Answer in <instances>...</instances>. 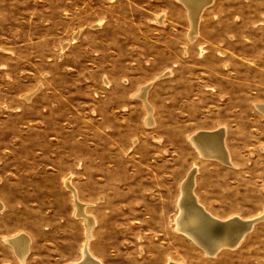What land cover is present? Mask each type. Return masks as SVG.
<instances>
[{"label": "rangeland", "instance_id": "obj_1", "mask_svg": "<svg viewBox=\"0 0 264 264\" xmlns=\"http://www.w3.org/2000/svg\"><path fill=\"white\" fill-rule=\"evenodd\" d=\"M187 13L177 0H0V264H75L86 243L101 264H264V221L213 256L174 222L194 168L213 217L264 212V0H217L193 39ZM227 124L243 128L239 170L190 140ZM20 234L23 261L6 241Z\"/></svg>", "mask_w": 264, "mask_h": 264}, {"label": "bare ground", "instance_id": "obj_2", "mask_svg": "<svg viewBox=\"0 0 264 264\" xmlns=\"http://www.w3.org/2000/svg\"><path fill=\"white\" fill-rule=\"evenodd\" d=\"M188 10V17L191 22V38L197 34V22L202 10L207 3L212 0H179ZM211 4V3H210ZM190 38V39H191ZM150 87V86H149ZM148 86L141 89L139 97L145 101V91ZM149 111L148 124H151V108L146 104ZM224 129L220 128L212 132H196L191 136L190 140L196 147L201 156L209 159L218 160L222 163L229 164L227 149L223 142ZM189 173V172H188ZM195 168L190 172L186 180L181 185V197L179 199V213L175 218V230L183 233L187 238L192 240L196 245L201 247L207 255L213 256L223 248H234L243 239L246 231L252 228L256 220H243L239 217L229 218L227 220H219L207 213L202 206L197 203V198L192 193L194 187ZM66 185L74 193L78 216L84 219L87 229V240L95 225V220L84 212L86 205L77 201L75 190L68 179ZM2 204L0 203V210ZM248 229V230H247ZM6 241L12 246L15 254L23 261L28 253L30 239L25 234H20ZM87 244V243H86ZM83 249V259L75 264H101L93 259L86 249ZM173 264V263H170Z\"/></svg>", "mask_w": 264, "mask_h": 264}, {"label": "crops", "instance_id": "obj_3", "mask_svg": "<svg viewBox=\"0 0 264 264\" xmlns=\"http://www.w3.org/2000/svg\"><path fill=\"white\" fill-rule=\"evenodd\" d=\"M216 1L217 0H212V2L210 3H207V5L205 6V8L202 10L200 16H199V19H198V22H197V34H199L200 32V29H201V22H202V17L203 15L205 14V12L210 9L211 7H213L215 4H216ZM177 2H179L183 8L186 9V13L188 12L187 8L185 7V5L183 3H181L179 0H177ZM187 17H188V13H187ZM190 20V19H188ZM103 30V29H102ZM97 32L100 31V29H97L96 30ZM171 73V72H170ZM169 71L165 72L164 74L160 75L159 77H157L156 79L154 80H162L163 78H166V75L167 74H170ZM145 86H148L147 90L145 91V102L143 99H140L145 103V108H146V104H149L150 108H151V118H152V113L155 112V108L149 103L148 101V96H149V91L151 90V83L149 84H146ZM143 86V87H145ZM150 86V87H149ZM142 87V88H143ZM256 108L258 110V113L262 116L261 117V120L264 122V104H256ZM147 110V108H146ZM148 112V110H147ZM152 121H153V118H152ZM238 121V120H237ZM239 121H241V117L239 118ZM153 123V122H152ZM235 123H236V120H235ZM237 126V125H236ZM235 126V127H236ZM229 128H232V127H229V125L227 124V129L226 127H224V138H223V142L224 144H226L227 146V155H228V160H229V163L230 165H228L227 167L230 168V169H234V170H239L240 167L237 165V162L238 161H241L243 159V154H242V151L239 149V144H241V139L239 140L240 138V135H239V130L243 129L242 127H237V128H233L231 131ZM220 129V128H219ZM217 130V129H216ZM199 132H212V131H215V130H198ZM76 143H81V141H78ZM75 190V188H73ZM75 193H76V190H75ZM203 208L209 213L211 214L208 210H207V207L206 206H203ZM212 215V214H211ZM262 215H264V212L255 217V218H251V219H243V220H253V219H256V218H259V217H262ZM213 216V215H212ZM240 218V217H239ZM242 219V218H241ZM261 221H264V218H262L260 221L258 222H261ZM256 222V223H258ZM254 223V224H256ZM253 224V225H254ZM253 228V227H252Z\"/></svg>", "mask_w": 264, "mask_h": 264}, {"label": "water", "instance_id": "obj_4", "mask_svg": "<svg viewBox=\"0 0 264 264\" xmlns=\"http://www.w3.org/2000/svg\"><path fill=\"white\" fill-rule=\"evenodd\" d=\"M260 220H261V219L256 220L255 223L258 222V221H260ZM247 230H248V229H247ZM250 230H251V228H250L248 231H246L245 234H247Z\"/></svg>", "mask_w": 264, "mask_h": 264}]
</instances>
